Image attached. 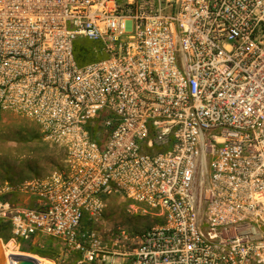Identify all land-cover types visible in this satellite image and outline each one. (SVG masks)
<instances>
[{
	"label": "built area",
	"instance_id": "built-area-1",
	"mask_svg": "<svg viewBox=\"0 0 264 264\" xmlns=\"http://www.w3.org/2000/svg\"><path fill=\"white\" fill-rule=\"evenodd\" d=\"M0 112L65 148L0 182L12 240H58V264H264V0H0ZM109 195L163 222L82 230Z\"/></svg>",
	"mask_w": 264,
	"mask_h": 264
},
{
	"label": "rangeland",
	"instance_id": "rangeland-1",
	"mask_svg": "<svg viewBox=\"0 0 264 264\" xmlns=\"http://www.w3.org/2000/svg\"><path fill=\"white\" fill-rule=\"evenodd\" d=\"M78 38L75 43L84 44ZM65 158L63 145L53 142L42 133L31 120L11 112H0V182H14L45 175L60 168ZM155 210L133 209L124 197L109 195L104 197L103 215L97 222L83 219L81 229H94L103 240H109L110 228L122 226L139 233L160 224ZM0 240L6 257L22 254L34 257L39 264H58L61 258L60 243L54 238L35 241L12 240L11 227L0 223ZM9 261V259H8ZM62 264H71L62 261Z\"/></svg>",
	"mask_w": 264,
	"mask_h": 264
},
{
	"label": "trees",
	"instance_id": "trees-1",
	"mask_svg": "<svg viewBox=\"0 0 264 264\" xmlns=\"http://www.w3.org/2000/svg\"><path fill=\"white\" fill-rule=\"evenodd\" d=\"M92 47L93 45L89 43H84V44L75 43L74 44L75 57L78 63L83 64L95 58ZM0 223H5L7 226L10 227L9 221L0 219Z\"/></svg>",
	"mask_w": 264,
	"mask_h": 264
},
{
	"label": "water",
	"instance_id": "water-1",
	"mask_svg": "<svg viewBox=\"0 0 264 264\" xmlns=\"http://www.w3.org/2000/svg\"><path fill=\"white\" fill-rule=\"evenodd\" d=\"M0 264H38V261L34 257L22 254H10L6 257L0 240Z\"/></svg>",
	"mask_w": 264,
	"mask_h": 264
},
{
	"label": "bare ground",
	"instance_id": "bare-ground-1",
	"mask_svg": "<svg viewBox=\"0 0 264 264\" xmlns=\"http://www.w3.org/2000/svg\"><path fill=\"white\" fill-rule=\"evenodd\" d=\"M3 250H4V245H3ZM4 254H5V251H4Z\"/></svg>",
	"mask_w": 264,
	"mask_h": 264
}]
</instances>
